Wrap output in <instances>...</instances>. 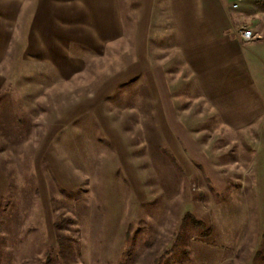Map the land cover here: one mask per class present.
Returning <instances> with one entry per match:
<instances>
[{
  "label": "rangeland",
  "instance_id": "obj_1",
  "mask_svg": "<svg viewBox=\"0 0 264 264\" xmlns=\"http://www.w3.org/2000/svg\"><path fill=\"white\" fill-rule=\"evenodd\" d=\"M225 2L254 90L221 110L136 1H0V264H264V0Z\"/></svg>",
  "mask_w": 264,
  "mask_h": 264
},
{
  "label": "crops",
  "instance_id": "obj_2",
  "mask_svg": "<svg viewBox=\"0 0 264 264\" xmlns=\"http://www.w3.org/2000/svg\"><path fill=\"white\" fill-rule=\"evenodd\" d=\"M27 1L42 2L44 11H59L52 16L70 17L116 16L125 7L122 2L136 1L141 26L153 28L162 22L166 26L162 37L170 42L172 61L180 64L206 103L222 110L225 98L254 90V76L244 53L250 42L242 39L225 0ZM33 6L40 9L37 3ZM167 58H162L163 64Z\"/></svg>",
  "mask_w": 264,
  "mask_h": 264
},
{
  "label": "built area",
  "instance_id": "obj_3",
  "mask_svg": "<svg viewBox=\"0 0 264 264\" xmlns=\"http://www.w3.org/2000/svg\"><path fill=\"white\" fill-rule=\"evenodd\" d=\"M230 7L232 10H238L243 0H230ZM239 32L241 34V37L245 41H249L251 39V31L247 28L240 27Z\"/></svg>",
  "mask_w": 264,
  "mask_h": 264
}]
</instances>
